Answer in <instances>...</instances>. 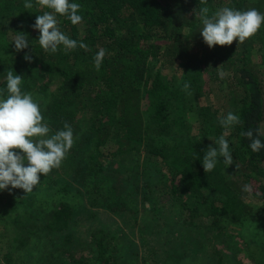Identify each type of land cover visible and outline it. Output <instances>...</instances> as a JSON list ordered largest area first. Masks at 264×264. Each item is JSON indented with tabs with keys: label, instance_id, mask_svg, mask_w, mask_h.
Wrapping results in <instances>:
<instances>
[{
	"label": "trees",
	"instance_id": "1",
	"mask_svg": "<svg viewBox=\"0 0 264 264\" xmlns=\"http://www.w3.org/2000/svg\"><path fill=\"white\" fill-rule=\"evenodd\" d=\"M77 2L82 22L58 16V27L87 47L49 54L32 27L46 10L39 0L30 9L22 0H0V88L12 70L22 77V91L39 101L45 121L83 129L60 168L71 181L76 173L86 175L85 192L77 194L81 204L90 210L98 203L130 225L137 250L124 251L103 226L79 241L83 234L73 230L69 201L73 186L52 191L49 185L58 168L31 192H0L1 234L8 232L25 249L33 243L46 264H128L123 251L137 258L141 253L139 264H165L191 250L214 264H224L225 257L235 261L229 252L240 251L264 264V149L252 152L241 136L251 128L264 142V23L242 43L211 49L198 32L201 7L264 13V0ZM15 33L25 34L27 48L14 49ZM99 48L105 56L96 70ZM229 111L241 123L226 130L218 121ZM222 134L233 163L218 162L204 172L201 158ZM151 193L168 202L175 217L156 206L145 217ZM245 229L251 230L248 238L241 235ZM13 256L8 251L4 258Z\"/></svg>",
	"mask_w": 264,
	"mask_h": 264
},
{
	"label": "clouds",
	"instance_id": "2",
	"mask_svg": "<svg viewBox=\"0 0 264 264\" xmlns=\"http://www.w3.org/2000/svg\"><path fill=\"white\" fill-rule=\"evenodd\" d=\"M22 2L25 9L33 7V0ZM38 6L46 9L42 14L36 15L32 25L38 30L36 42L40 49L55 54L58 48L67 51L87 47L82 41L70 39L58 27V16L65 17L73 25L82 22L81 5L77 0H39ZM198 15L201 24L198 32L209 49L213 45H230L234 40L236 44L242 43L264 23V13L255 8L239 10L223 6L209 13L207 7H201ZM11 42L16 51L29 45L22 33H15ZM104 56V48L95 52L93 67L96 70L100 69ZM23 58L30 61L27 53ZM220 75L223 76V73ZM3 80V88H0V192L5 189H21L23 193H28L40 182V177L60 167L73 146V130L67 122L56 131L51 130L38 103L31 94L22 91L20 75L10 70ZM182 87L188 90L189 84L185 82ZM218 123L222 128L230 130L241 123V119L238 114L229 111ZM258 135H254L251 128L241 132V136L249 141L248 148L254 153L264 149V142ZM213 145L214 147L206 149L201 158L204 172L212 171L218 162L226 167L233 163L228 141L223 134L217 137ZM12 149H19V152ZM219 158H222V162ZM247 189L248 186L245 185L244 190Z\"/></svg>",
	"mask_w": 264,
	"mask_h": 264
},
{
	"label": "rangeland",
	"instance_id": "3",
	"mask_svg": "<svg viewBox=\"0 0 264 264\" xmlns=\"http://www.w3.org/2000/svg\"><path fill=\"white\" fill-rule=\"evenodd\" d=\"M37 102L38 100L35 99ZM39 102V101H38ZM37 102V103H38ZM51 128V130L54 132L57 129L62 128L63 124L65 122H57V121H46ZM73 130V137H74V142H81L83 139V134L82 131L83 129H80L77 127L73 122H67ZM69 152V151H68ZM59 172L52 177L50 180V187L53 189L52 191H57V190H62L65 188L67 185H72L74 188V191L70 194L72 196L71 201L73 209H74V222H73V230L77 232V234H83L79 236V241L80 240H85L86 238L85 235L89 234L90 230H94V228L98 227H105L108 228L110 231L117 239L119 242H121L122 249L125 251V248L128 250L130 249L133 251L134 248L137 250V246L139 243L137 239L136 233L133 231L131 226H127L124 221L118 216L111 215L109 214L102 206H99L98 203L92 208L90 207V210H87L81 203H82V198L77 196L78 193L85 192V189L82 188L83 180L82 178H86V175L81 174V173H76L79 175V177L75 176L76 179L68 180V177L64 174V171L59 167ZM60 177H63L62 180H58ZM70 182V183H69ZM63 191V190H62ZM151 199L146 203V210L144 209L142 212L145 213V217L151 216L148 213L149 208L151 207H159L161 211L163 210L164 214L168 213L170 217H175L174 211L169 210V204L166 202L164 199L158 197L159 195H154L151 193ZM70 198V197H68ZM142 210V209H141ZM254 230V229H253ZM252 230V232H253ZM76 234V233H74ZM251 230L245 229L242 230L241 235L243 237L245 236L248 238L251 235ZM131 240L136 243V245H131L129 241L127 243L125 240ZM238 239V238H237ZM237 244H241L243 240H237ZM82 242V241H80ZM11 243V247L9 250H6V248H9V244ZM125 243V244H124ZM129 245V246H127ZM140 247V246H139ZM241 249V248H240ZM10 251L11 253H14V256L10 258L9 260L4 258V255ZM13 251V252H12ZM123 251V252H124ZM121 255V258H128L129 263L128 264H139L140 261V255H138V258L135 257L133 254L130 255V252L124 253ZM230 255H232L235 258V261L229 257V258H224V264H253L249 258H247V253L244 251H240L237 253H231L229 252ZM183 254V253H182ZM179 259H174L173 261L166 262L165 264H214L213 260L211 259H205V255L202 253H198L195 250L191 251H186L184 253V256H180ZM226 261V263H225ZM0 264H46L41 261L40 259V254L38 253L36 247L34 246L33 243H30V247L25 249L23 248L19 243H15V240L13 241L12 238L10 237L9 233L7 232L6 234H1L0 232ZM126 264V263H124Z\"/></svg>",
	"mask_w": 264,
	"mask_h": 264
}]
</instances>
